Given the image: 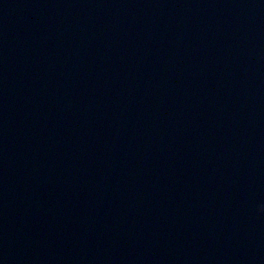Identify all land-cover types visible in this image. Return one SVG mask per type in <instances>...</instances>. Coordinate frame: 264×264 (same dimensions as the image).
<instances>
[{"label":"water","instance_id":"1","mask_svg":"<svg viewBox=\"0 0 264 264\" xmlns=\"http://www.w3.org/2000/svg\"><path fill=\"white\" fill-rule=\"evenodd\" d=\"M0 264H264V0H0Z\"/></svg>","mask_w":264,"mask_h":264}]
</instances>
